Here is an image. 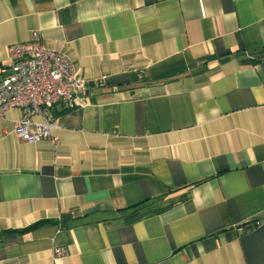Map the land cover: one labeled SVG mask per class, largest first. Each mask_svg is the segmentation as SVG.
Here are the masks:
<instances>
[{"label": "crops", "instance_id": "1", "mask_svg": "<svg viewBox=\"0 0 264 264\" xmlns=\"http://www.w3.org/2000/svg\"><path fill=\"white\" fill-rule=\"evenodd\" d=\"M34 29L85 89L0 119V264H264V0H0V77Z\"/></svg>", "mask_w": 264, "mask_h": 264}, {"label": "built area", "instance_id": "2", "mask_svg": "<svg viewBox=\"0 0 264 264\" xmlns=\"http://www.w3.org/2000/svg\"><path fill=\"white\" fill-rule=\"evenodd\" d=\"M9 72L0 77V119L8 108H17L19 116L13 121V133L25 142L57 138L51 134L54 120L48 113L57 102L73 107L76 94H83L85 81L77 75L69 59L49 49L40 40L39 30L30 33L27 42L5 47ZM4 67H0L3 72ZM41 116L42 120H34ZM65 250L53 247V257Z\"/></svg>", "mask_w": 264, "mask_h": 264}, {"label": "trees", "instance_id": "3", "mask_svg": "<svg viewBox=\"0 0 264 264\" xmlns=\"http://www.w3.org/2000/svg\"><path fill=\"white\" fill-rule=\"evenodd\" d=\"M150 199H145L137 204H135V208H137V210H141L140 214L139 215H146V214H152V213H156L158 212L159 210H161L162 208L164 207H157V206H154L152 205L151 203H149ZM49 222H52L51 220L49 219H41L39 221H36L34 223H31L30 225H28L27 227H23L21 229H17L18 231H26L28 229H31V228H35L37 226H40L44 223H49Z\"/></svg>", "mask_w": 264, "mask_h": 264}]
</instances>
